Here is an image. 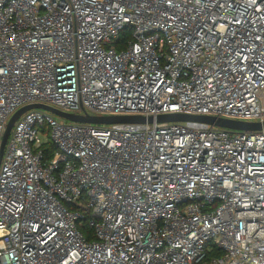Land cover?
I'll list each match as a JSON object with an SVG mask.
<instances>
[{
    "label": "built area",
    "instance_id": "2783aa9c",
    "mask_svg": "<svg viewBox=\"0 0 264 264\" xmlns=\"http://www.w3.org/2000/svg\"><path fill=\"white\" fill-rule=\"evenodd\" d=\"M33 103L264 122V0H0V146ZM0 264H264V129L24 112Z\"/></svg>",
    "mask_w": 264,
    "mask_h": 264
},
{
    "label": "water",
    "instance_id": "95a60500",
    "mask_svg": "<svg viewBox=\"0 0 264 264\" xmlns=\"http://www.w3.org/2000/svg\"><path fill=\"white\" fill-rule=\"evenodd\" d=\"M31 109H43L72 122H83V123H93V124L153 123L154 121L156 122L199 121L232 130L258 131L264 129V122H247V121H239V120H233L227 118H217L214 116H206V115H187L182 113H167V114L158 115L156 117H152V116L145 117L141 115L98 116V115H91L89 113H84V114L68 113L47 104L33 103L20 108L9 120L0 146V164L4 154L6 143L8 141L9 135L11 133V130L15 122L24 112Z\"/></svg>",
    "mask_w": 264,
    "mask_h": 264
},
{
    "label": "trees",
    "instance_id": "16d2710c",
    "mask_svg": "<svg viewBox=\"0 0 264 264\" xmlns=\"http://www.w3.org/2000/svg\"><path fill=\"white\" fill-rule=\"evenodd\" d=\"M132 35H131V32L129 31L128 28L124 29L122 32H121V39L122 40H126L127 38H131ZM124 42V41H123ZM55 149L56 147L51 144V143H47L45 145V148H44V151H45V160H49L54 152H55ZM83 230H86V228H82Z\"/></svg>",
    "mask_w": 264,
    "mask_h": 264
}]
</instances>
